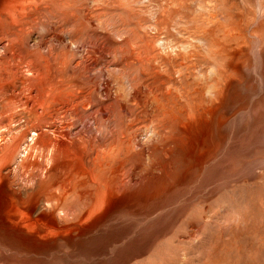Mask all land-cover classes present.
I'll return each mask as SVG.
<instances>
[{
	"label": "bare ground",
	"instance_id": "6f19581e",
	"mask_svg": "<svg viewBox=\"0 0 264 264\" xmlns=\"http://www.w3.org/2000/svg\"><path fill=\"white\" fill-rule=\"evenodd\" d=\"M102 63L115 92L92 74ZM258 66L264 81V0H0V263L105 262L170 237L195 205L212 221L263 131L264 98L242 93Z\"/></svg>",
	"mask_w": 264,
	"mask_h": 264
},
{
	"label": "rangeland",
	"instance_id": "374dc122",
	"mask_svg": "<svg viewBox=\"0 0 264 264\" xmlns=\"http://www.w3.org/2000/svg\"><path fill=\"white\" fill-rule=\"evenodd\" d=\"M113 1L115 0H101L106 3ZM96 4V2H92L91 5L95 6ZM252 31L251 29L246 37L253 41L255 36ZM72 46L78 50L80 60L86 57L90 48L87 42ZM250 55L254 65L259 62L258 60H261L257 51ZM261 69L262 66H258L246 71V74L253 76V79L251 82L245 81L244 83L245 89V84L249 87L248 91L245 92L242 89V93L247 94V99L253 107L264 98V81L257 77ZM110 73L111 71L103 63L92 72L99 78L98 85L101 91L108 86L115 92L116 84ZM197 81H205L210 87L209 91L217 84V79L210 76L209 72H206V68H203ZM253 110L254 108L251 110L252 114ZM95 128L94 119L86 122L75 120L71 126L75 132ZM252 132L254 134L252 136L257 137L256 140L260 141L248 157V176L242 178L243 180L242 176L238 177V180L232 181L227 188L223 189L215 205L211 208V210H215L208 214L213 217L212 221L203 220L202 209L199 205H195L187 217L188 220L181 224L177 230L174 229L175 232L173 231L170 237L159 239L153 246L145 249V252H139L135 256L124 255L105 262H94L83 257L74 259L64 256V258L54 261H41L38 264H264V127L262 131L254 126ZM104 136L106 133L96 132L97 138ZM236 161L244 162L240 159ZM245 188L248 190L246 191ZM221 209L223 210L221 211ZM213 212L218 215L216 213V216L213 215ZM189 219H193L192 227H188ZM216 219L219 220L215 222ZM189 231L192 236L185 235ZM179 233L185 237L179 239Z\"/></svg>",
	"mask_w": 264,
	"mask_h": 264
}]
</instances>
